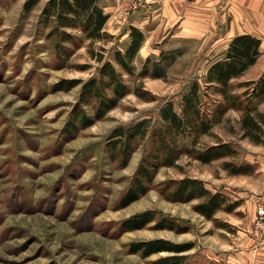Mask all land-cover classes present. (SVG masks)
I'll return each mask as SVG.
<instances>
[{
    "label": "rangeland",
    "instance_id": "obj_1",
    "mask_svg": "<svg viewBox=\"0 0 264 264\" xmlns=\"http://www.w3.org/2000/svg\"><path fill=\"white\" fill-rule=\"evenodd\" d=\"M25 1L0 0V264H154L170 253L143 257L131 247L155 239L191 244L192 249L182 254L183 264H222L219 242L229 241L247 215L219 211L208 220L194 211L197 201L170 202L162 188L189 176L201 178L213 189L226 179L223 162L246 164L255 143L242 137L240 111H228L211 136L202 139L208 144L216 137L230 143L237 150L235 157L210 164L184 157L177 167L161 168L147 192L126 206L123 196L133 187L149 141L140 143L126 167L107 152L115 128L144 118L158 126L159 110L168 101L179 110L181 95L192 82L202 84L214 62H208V43L184 36L181 17L142 22V13L162 0H100L109 14L106 31L114 36L104 45L105 61L113 62V53L124 51L130 27L138 26L146 39L133 63L134 74L124 76L130 93L102 119L69 134L64 128L82 84L68 90L58 85L97 76L99 64L91 58L88 43L70 46L72 55L59 59L40 21L47 0H40L30 12L23 8ZM101 46L95 44L93 50L98 52ZM147 59L165 66V77L138 78ZM241 76L231 84L247 82ZM138 86L152 99L138 97L134 93ZM253 102L261 113L264 99ZM144 212H152L153 221L142 229H123V221ZM162 219L186 231L159 229L156 225Z\"/></svg>",
    "mask_w": 264,
    "mask_h": 264
},
{
    "label": "trees",
    "instance_id": "obj_2",
    "mask_svg": "<svg viewBox=\"0 0 264 264\" xmlns=\"http://www.w3.org/2000/svg\"><path fill=\"white\" fill-rule=\"evenodd\" d=\"M39 1L26 0L24 10L30 12ZM108 18L100 6V0H47L42 9L41 24L48 30L47 37L52 41L59 59L71 56L72 46L88 43L91 58L99 64L97 76L85 82L70 81L65 87L58 85V89L68 90L82 84L78 101L64 128L65 133L75 134L79 129L94 124L130 93L124 76L134 74L133 63L144 42V35L139 29L130 27L129 42L124 51L116 50L113 53V62L105 61L104 45L114 38L105 31ZM98 43H102V46L95 52L93 46ZM260 43L258 38L250 35L234 37L223 57L209 66L202 84L192 82L181 95L178 111L172 101L166 102L160 108L158 126L150 118H144L133 125L117 127L112 131L107 152L120 167L127 166L141 142L146 139L149 141L148 152L141 158L134 175L133 187L123 196V206L146 193L161 168L177 167V163L184 157L201 164L235 157L236 148L220 138L216 137L213 144L202 142L204 137L211 136L213 127L230 110L241 112L242 137L249 138L257 145L263 144L264 115L252 103L264 99V74L255 81L231 84L232 80L255 64L260 55ZM146 76L165 77V66L151 64L147 59L138 73V78ZM236 88L245 90L237 94ZM134 93L142 99H152L147 97L149 93L142 87L135 88ZM223 169L229 176H239L250 174L253 166L225 161ZM162 189L170 202L197 201L193 206L194 211L208 220L214 219L219 211L232 212L239 206V202H231L226 195L209 190L204 181L194 177L185 176L166 182ZM151 221L152 212L139 213L123 221L122 227L125 231L142 229ZM156 226L179 233L186 231V228L179 227L176 222L165 219L159 220ZM131 249L135 253L140 252L143 257L159 252L170 253L169 256L156 260L154 264H183L186 256L182 254L191 250L192 245L155 239L134 243Z\"/></svg>",
    "mask_w": 264,
    "mask_h": 264
},
{
    "label": "crops",
    "instance_id": "obj_3",
    "mask_svg": "<svg viewBox=\"0 0 264 264\" xmlns=\"http://www.w3.org/2000/svg\"><path fill=\"white\" fill-rule=\"evenodd\" d=\"M105 14L109 16L108 13ZM142 14V22L156 17L164 20L181 17L184 36L208 43V62L223 57L234 37H256L261 42L260 55L255 64L243 73L241 79L254 81L264 74V0H162L159 4L149 6ZM145 39L144 36V42ZM259 111L264 113V103L260 105ZM250 151L252 153L247 155L245 162L253 166L250 174H227L226 179L220 180L213 189L205 184L209 190L226 195L231 202L239 201L235 210L247 215L245 223L241 227L236 226L238 231L229 241L219 242V259L222 264H264V244H259L260 240L253 225L255 207L264 202V144L251 145ZM225 222L236 225L228 220Z\"/></svg>",
    "mask_w": 264,
    "mask_h": 264
},
{
    "label": "built area",
    "instance_id": "obj_4",
    "mask_svg": "<svg viewBox=\"0 0 264 264\" xmlns=\"http://www.w3.org/2000/svg\"><path fill=\"white\" fill-rule=\"evenodd\" d=\"M254 229L256 235L259 238V244H264V202H260L255 207V216H254Z\"/></svg>",
    "mask_w": 264,
    "mask_h": 264
}]
</instances>
